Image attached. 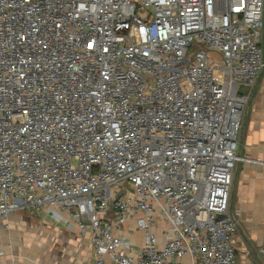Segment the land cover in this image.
I'll return each instance as SVG.
<instances>
[{
	"label": "built area",
	"instance_id": "2783aa9c",
	"mask_svg": "<svg viewBox=\"0 0 264 264\" xmlns=\"http://www.w3.org/2000/svg\"><path fill=\"white\" fill-rule=\"evenodd\" d=\"M263 9L0 0V217L75 225L92 251L78 264H236L233 170L253 160L235 133Z\"/></svg>",
	"mask_w": 264,
	"mask_h": 264
},
{
	"label": "crops",
	"instance_id": "0c3cea01",
	"mask_svg": "<svg viewBox=\"0 0 264 264\" xmlns=\"http://www.w3.org/2000/svg\"><path fill=\"white\" fill-rule=\"evenodd\" d=\"M260 46L264 59V9ZM244 92L237 154L253 161L234 166L229 206L239 210L240 218L232 241L236 264H264V64L254 86ZM91 255L89 239L47 211L18 210L0 217V264H78Z\"/></svg>",
	"mask_w": 264,
	"mask_h": 264
},
{
	"label": "rangeland",
	"instance_id": "374dc122",
	"mask_svg": "<svg viewBox=\"0 0 264 264\" xmlns=\"http://www.w3.org/2000/svg\"><path fill=\"white\" fill-rule=\"evenodd\" d=\"M245 94H247V92H243ZM246 103H247V97H246V102L245 103H242L241 107H240V117H239V128L238 130L236 131L235 133V139L236 141L238 142V137H239V131H240V122H241V117H242V113L246 107ZM236 152H237V145H236ZM238 155V154H237ZM239 157H241V155H238ZM237 163L240 162V160L236 161Z\"/></svg>",
	"mask_w": 264,
	"mask_h": 264
}]
</instances>
